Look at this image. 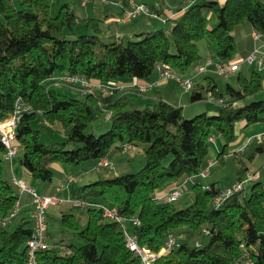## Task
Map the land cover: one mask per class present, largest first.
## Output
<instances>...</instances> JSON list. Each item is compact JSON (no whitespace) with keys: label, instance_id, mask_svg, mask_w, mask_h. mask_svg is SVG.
<instances>
[{"label":"trees","instance_id":"trees-1","mask_svg":"<svg viewBox=\"0 0 264 264\" xmlns=\"http://www.w3.org/2000/svg\"><path fill=\"white\" fill-rule=\"evenodd\" d=\"M99 1L116 6L121 20L128 9L127 0ZM175 10L176 14H166L162 8L170 28L163 24L126 37L107 34L103 19L94 14L79 17L68 2L55 10L50 0H19L18 5L14 0H0V119L14 109L18 97L30 106L16 129L21 165L43 185L39 192L46 194L58 192L55 176L68 179L58 166L95 159L97 168L105 169L87 183L78 182L75 174L77 178L67 186L70 198L88 202L85 226L74 211L80 206L61 195L66 200L54 204L59 205L64 230L85 243L50 242L49 226L57 217L51 205L47 210L49 246L38 251L37 264H143L141 256L127 246L121 223L104 215V206L127 219H139V224L128 228L141 246L157 253L152 264H236L243 259L264 264V231L259 228L264 222L261 170H250L242 155H228L239 121L246 126L264 122V98H251L264 89L260 71L264 66L246 60L264 42V0H191ZM157 11L152 6L153 17L159 15ZM78 20L89 33L74 32ZM254 31L261 39L253 38ZM203 39L208 43L207 56L201 52ZM207 58L237 62L238 67L226 74L198 73ZM158 65L168 66L176 76L194 75L188 101L207 100L218 107L187 116L176 96L161 95L145 106L132 103L119 81L147 80L139 86H146L139 89L143 92L152 86L148 80L159 71ZM63 75L85 78L107 92L99 87L84 91L80 82H59ZM166 78L172 89L180 86L175 77ZM63 86L85 96L67 93ZM106 121L110 122L107 130L97 132ZM56 124L67 138L44 141L43 132L51 134L50 127ZM216 133L224 139L216 161L225 166L233 163L234 182L258 173L246 182L252 183L248 195L245 183L218 200L234 182L224 186L204 175L212 167L210 146ZM142 143L147 144L145 164L137 171L111 175L109 163L98 165L102 159L109 160L114 150L125 153L131 150L124 151L126 145L137 149ZM6 151L0 139V218L27 195L32 202V195L21 192L14 180L16 156L10 160ZM259 153H264L263 144L243 155L252 159ZM184 181L180 197L158 200L157 192L167 184ZM7 225L0 226V264H25L27 241L34 229L31 214L22 217L14 230ZM170 233L183 236L164 251ZM204 234L208 240L202 242L198 238ZM62 245L69 248L66 253L61 252Z\"/></svg>","mask_w":264,"mask_h":264},{"label":"built area","instance_id":"built-area-1","mask_svg":"<svg viewBox=\"0 0 264 264\" xmlns=\"http://www.w3.org/2000/svg\"><path fill=\"white\" fill-rule=\"evenodd\" d=\"M149 13V7L144 2L131 1L130 6L128 7L125 15L122 17V20H129L141 14ZM151 15H156L151 13ZM252 36L255 40L261 39V34L258 32H253ZM264 42L257 46L246 58L248 62L252 63L257 61L259 66H264ZM238 67L237 62L230 61H214L211 58H207L204 63H202L198 68L197 72L201 73L207 70H212L218 74H226L236 70ZM160 74L162 77H175L180 84L186 90L191 89L194 84V75H189L186 77L176 76L168 66L158 65ZM80 82V85L83 87L84 91L94 92L96 87H99L104 92H107V89L100 85L88 81L85 78H81L76 75H63L60 77L59 82ZM146 86H142V89ZM209 99L214 100V97L211 94H208ZM221 102V100H220ZM30 110V106L24 103L23 98L18 97L15 103L14 109L5 117L0 119V139L5 144L7 151L6 157L12 160L18 153V146L15 143L16 138V129L21 115ZM213 140V138H212ZM264 140V132L256 133L252 136H249L246 140V143L239 148L240 151H248L249 148H254L256 145L262 144ZM136 147L134 145H126L124 151L129 149L133 150ZM109 163L108 159H102L98 162L99 166H104ZM210 163H212L210 161ZM258 176L256 174H249L247 178L241 181L234 182L230 187H228L221 196L218 197V200H221L223 197L229 195L235 190L242 189L245 183ZM77 178L75 174H68V179L62 181L58 186L57 190L63 189L69 185L71 181H74ZM15 182L19 185L21 192H28L32 195V210L31 217L33 219V233L32 236L27 241V251L28 259L25 264H37V253L39 250L45 249L49 246L48 244V221H47V210L51 205L58 204L66 200L59 196L57 193H41L33 186L27 184L25 181L20 180L14 177ZM186 188V182L175 184L170 190L165 194V199L174 200L181 196L184 189ZM73 205L75 206H86L87 201L81 200L79 198H68ZM21 204L18 201L12 210L2 218H0V226L7 225L14 216L20 211ZM104 215L110 218L118 220L125 234V240L127 246L133 251L137 252L143 261V264H152L155 260L157 253L149 249L148 247L141 246L137 240V236L129 231L127 220H130L133 225L139 224V219L137 217L133 219H127L123 216H120L115 209L104 206ZM183 235L179 234L176 236L173 233H170L166 241L164 251L171 249ZM236 264H254L253 261L249 259H243L236 262Z\"/></svg>","mask_w":264,"mask_h":264},{"label":"rangeland","instance_id":"rangeland-1","mask_svg":"<svg viewBox=\"0 0 264 264\" xmlns=\"http://www.w3.org/2000/svg\"><path fill=\"white\" fill-rule=\"evenodd\" d=\"M53 4H54V8L55 10H58L59 6L61 5V3L63 2H69L70 5L75 6V4L78 3V0H50ZM98 4L95 6V11H94V15L100 17L101 19H103V28L105 29V31L107 32V34H113L116 36H129V35H133L135 32H139L141 30L144 29H148V28H153V26L151 25V23L156 22V18H153V16L151 15L152 13V6H154L156 4L157 1H165V3L167 5L171 4V2H174V0H136V1H143L145 2L148 7H149V13L147 14H143L137 17L132 18L130 21L128 22H122L120 19H116L114 18V16H117V7L114 5H105L103 3H101L99 0H95ZM180 1V0H179ZM15 4L18 5L19 0H14ZM76 8H78L76 6ZM76 11L78 12V9H76ZM109 13L112 16H106V14ZM212 21L215 19H211ZM217 21V20H216ZM170 23L166 24V28H170ZM73 30L74 32H76L77 34H83V33H89L90 30L86 27V24L82 21V22H76L73 26ZM136 36H134L135 38ZM131 38V37H130ZM133 38V37H132ZM200 47H201V52L204 56H207L209 53V49H208V43L206 39H203L200 42ZM261 74L264 77V67L260 68ZM154 75H157V70L154 71ZM232 81L235 82L234 78H232ZM62 89L64 91H66L67 93L73 94L74 96L77 97H84L85 94L81 93L78 90H75L72 87L69 86H63ZM182 91L184 92H188L186 89H184L183 87H181ZM156 91V88H153L150 92L144 94L143 92H140L138 90V92H132V93H127V96L129 98V100L134 103V104H138L141 106H145L148 103H153L155 100L153 101H144V99L147 97V95L154 93ZM146 96V97H145ZM252 99H262L264 98V89L261 90L258 94L254 95L251 97ZM205 103L208 104L209 108H217L218 106L214 103H210L207 100H204ZM110 125V122L106 121L103 126L98 128L97 132H103L105 130H107L108 126ZM238 129V130H237ZM240 129V130H239ZM242 129H246L245 133L248 132H253L254 134H256V132L258 133V131L264 132V122L260 121V122H256V123H252L250 125H248L247 127H241L237 124L236 126V131H237V137H240V132L242 131ZM51 134L47 133V132H43V140L46 142H50L52 140V138L56 139V140H65L67 138V134L64 131V129L56 124L52 127H50ZM239 131V132H238ZM52 136V137H51ZM215 136L221 137L220 134L216 133ZM243 136V135H242ZM241 136V137H242ZM145 146H147V144H139L137 149H133V150H129L125 153H123L120 150H117L115 153H112L110 158H109V164H108V171L109 174L111 175H116V174H124V173H128V172H135L137 170H139L140 168L143 167V165L145 164V156L143 154V150L145 148ZM243 146V145H242ZM253 150V148H249L248 151H246V153H251V151ZM244 151H240V150H236V151H231L228 153V155H232L234 154L237 157H240L241 155H243ZM21 153H18L15 157V165L14 168L17 170V166L19 165V157H20ZM245 163L249 166V168L252 171L261 170V179L264 181V153H259L256 154L254 156V158L249 159L247 157H244ZM212 163H210V166H212L214 163V165L212 166V170H219V184L220 185H224L226 183H228L230 181V172L228 169L226 168H222L223 165L220 164L219 162H213L211 160ZM63 168L66 172H73L76 173L77 169H82L84 171V175L80 176L78 179V182L80 183H87L90 180H93L95 178H97L99 176V174L105 170L104 167H98L97 168V161L95 159H88V160H84L79 164H72V165H63ZM88 171V173H86ZM19 174V171H18ZM59 180L58 176L54 177V181L57 182ZM29 183L32 186H36V180L31 178L29 179ZM251 185L252 183H246L245 185V189H244V194L248 195L251 189ZM175 186V185H174ZM57 207H59L57 205ZM75 213L78 215V217L80 218V222L83 226L86 225L87 222V207L86 206H80L75 208ZM22 213H20L18 216H16L8 225L7 228L9 230H14L17 225L19 224L21 218H22ZM25 215V214H24ZM25 217H27L25 215ZM128 226H132V223L130 220L126 221ZM50 231H51V237H50V242L51 243H59V241L61 239H64L65 242H73L76 245H81L83 243H85V240L79 238L78 236H75L71 233H69L68 231H65L60 217L59 215L57 217H55V219L52 220V222L50 223ZM259 228L260 230L264 231V222L261 221L259 223ZM200 241L205 242L208 240L207 236L204 234L203 236L198 238ZM102 244L99 242V248H101ZM69 250L68 247H62L61 248V252L62 253H66Z\"/></svg>","mask_w":264,"mask_h":264},{"label":"crops","instance_id":"crops-1","mask_svg":"<svg viewBox=\"0 0 264 264\" xmlns=\"http://www.w3.org/2000/svg\"><path fill=\"white\" fill-rule=\"evenodd\" d=\"M131 1H136V0H127V6L126 7L130 6ZM190 1L191 0H180V1L179 0H174V2H171V4H169V5H167L165 3V1H157L155 6L158 9L157 13L159 15L157 17H153V18H156V22H155V24L151 23V25L153 27L154 26H161L163 24L166 25L168 23H170V25H171V22H166L165 16H164V14L162 12V8H164V11H165L166 14L167 13L168 14H176L177 11L175 9L178 6L186 5ZM220 1L223 2L224 0H220ZM137 2H143V1H137ZM97 4L98 3L95 0H91V1L90 0H78V3L75 4V6H72V5H70V6L74 10L78 9V12L77 11L76 12L78 13L79 17H85L87 15H90V14L94 13L95 6ZM76 6L78 8H76ZM106 16L108 17V16H112V15L107 13ZM114 18L121 20L120 16H118V15L116 17L114 16ZM130 20H121V21L122 22H128ZM78 22H81V21L78 20ZM263 48H264V46H263ZM238 58L240 59V57H238ZM148 81H151L152 86L147 88V89H145V91H143V93L146 94V93L150 92L153 88H156V91L154 93H151V94L147 95V97L145 96L146 98L144 99V101L156 100L161 95H163V96H165L167 98L176 96L178 98V102L183 105L184 113L187 116H193V115H195V114H197V113H199V112H201V111H203V110L208 108V104L205 103L204 100H200V101H196V102L188 101L189 93L182 91V89H180L181 86L178 85L174 89H172V87H169V80L166 77H162L158 70H157V75H154V73H153L151 78H150V80H148ZM146 83H147V80H143V79H127V80H124V81L123 80L119 81V84L124 87L123 89H124V91L126 93L138 92V90L141 89L140 85H145ZM237 124L239 126H241V127H247L244 120L239 121ZM245 130L242 129V131L240 132V137L239 138L237 137V139L235 141L230 143L229 148H230L231 151L234 152L236 150H239V148L246 143L247 138L249 136L254 135L253 132H248V133L244 134ZM259 132H261V131H258V133ZM262 144L264 146V141H263ZM223 145H224V139L222 137H218V136H214L213 137V141H212V144L210 146V160H212L213 162L214 161L216 162L218 153L223 148ZM116 151L117 150H114L113 153H115ZM246 155L247 154H244V155H242V157H246ZM19 159H18V161H19ZM18 164L19 165L17 166L18 168L16 170L14 168V165H15V158H14L13 161H12V167H13L14 176L17 177L20 180L25 181L27 184L31 185L29 183V179H31L33 177L31 176L30 172L21 165L20 161H19ZM58 168H59L60 172H62L63 174L73 173L71 171L70 172H66L62 166H58ZM222 168H226L230 172V181L228 183L224 184V186L231 185L235 181V166L233 165V163H230V164H227L226 166L223 165ZM18 171H19V174H18ZM86 173H88V171ZM74 174H76V175H78L80 177V176L84 175L85 173H84V171L82 169H77L76 173H74ZM204 175H206L207 179H219V177H220L219 170H214L213 171L212 167L210 168V170L205 171ZM58 177H59V180L57 182L53 181L54 186H58L63 181V177L62 176H58ZM35 184H36V186H33V187H35L38 191H40L43 188V185H41L37 181H36ZM174 185H175V183H169L164 188L159 190L157 192L158 200L165 199L166 192L168 190H170L172 187H174ZM49 190L50 189L46 190L45 192H48ZM57 194L61 195V196H64L66 198H70V187H65L63 189L58 190ZM32 207H33V205H32V202H31V198L29 197V195H27L24 198V201H23V203L21 204V207H20V213L23 212V214L21 216L25 217V215H26L27 217H30ZM58 208L59 207H57V205H54V206H51L50 210L58 216L60 214ZM61 247H63V245Z\"/></svg>","mask_w":264,"mask_h":264}]
</instances>
